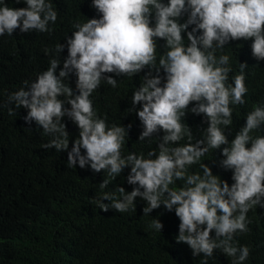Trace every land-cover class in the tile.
I'll return each mask as SVG.
<instances>
[{
  "label": "clouds",
  "instance_id": "clouds-1",
  "mask_svg": "<svg viewBox=\"0 0 264 264\" xmlns=\"http://www.w3.org/2000/svg\"><path fill=\"white\" fill-rule=\"evenodd\" d=\"M14 2L24 7L0 0V37L17 29L52 31L58 18L53 0ZM89 7L95 15L73 23L64 43L43 49L49 66L6 93L5 106L25 109V123L51 138L42 148L66 152L68 168L102 172L101 190L129 169L124 179L132 190L117 185L103 191L96 203L104 212H128L137 198L144 215L163 206L179 219L175 239L193 257L203 254L207 264L220 250L231 264H245L250 247L235 237L249 231L248 212L264 208V101L252 106L229 139L233 106L246 103L248 64L240 63L230 79V56L217 52L234 41H250L252 58L264 61V0H91ZM137 76L141 82L127 110L140 122L137 140L158 141L147 156L122 153L131 124H109L92 99L102 82L115 89L118 78ZM188 113L207 125L194 143L182 121ZM65 118L78 129L70 150ZM212 149L219 150V166L231 172V185L201 163ZM197 164L202 173L190 171ZM163 227L159 217L149 224L156 232Z\"/></svg>",
  "mask_w": 264,
  "mask_h": 264
},
{
  "label": "trees",
  "instance_id": "trees-1",
  "mask_svg": "<svg viewBox=\"0 0 264 264\" xmlns=\"http://www.w3.org/2000/svg\"><path fill=\"white\" fill-rule=\"evenodd\" d=\"M91 0H53L58 10L52 31L20 33L0 37V264H204L203 254L193 257L184 243H177L179 219L163 206L150 215L143 214L144 202L137 198L136 208L128 212H104L97 206L103 191H115L120 185L131 191L124 177L125 169L108 188L101 190L103 173L66 166L67 153L43 149L51 138L35 124L24 121L23 108L6 105L7 94L19 90L25 80H34L36 74L49 66L45 47L54 48L71 35L72 24L84 22L95 15ZM9 7H24L8 0ZM250 41H234L225 45L220 54L230 56L232 72L238 73L240 63L247 62L245 84L248 88L244 105L233 106L231 139L244 123L245 114L257 102L264 101V61L257 63L251 56ZM162 49L158 47V56ZM67 55V50L61 57ZM142 75V74H141ZM118 87L102 82L92 99L98 114L109 124L127 127L122 153L143 152L156 148L158 141H138L141 131L135 113L129 114L132 91L139 86L141 77L118 78ZM72 78L71 84L74 87ZM14 109L10 115L8 108ZM182 121L187 124L195 139L203 138L202 117L188 113ZM71 140L78 136V129L65 118ZM30 128V129H29ZM258 133H253L256 135ZM187 138L180 143H186ZM219 150L212 149L201 163L212 168L213 174L231 185V172L219 166ZM191 172H201L200 165H193ZM182 182H177L180 186ZM119 194L117 193V196ZM108 203V201H104ZM146 206V205H145ZM162 221L161 232L149 228L153 218ZM249 231L235 240L250 247L245 264H264V208L256 207L247 214ZM207 264H231V258L215 250Z\"/></svg>",
  "mask_w": 264,
  "mask_h": 264
}]
</instances>
